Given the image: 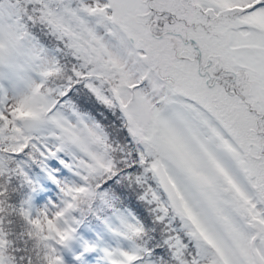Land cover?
<instances>
[{
    "label": "snow or ice",
    "instance_id": "1",
    "mask_svg": "<svg viewBox=\"0 0 264 264\" xmlns=\"http://www.w3.org/2000/svg\"><path fill=\"white\" fill-rule=\"evenodd\" d=\"M0 264H264V0H0Z\"/></svg>",
    "mask_w": 264,
    "mask_h": 264
}]
</instances>
